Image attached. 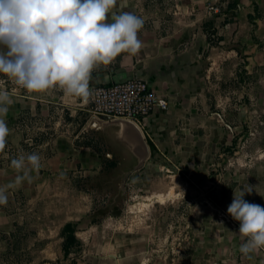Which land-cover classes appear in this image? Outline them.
Returning a JSON list of instances; mask_svg holds the SVG:
<instances>
[{
	"label": "rangeland",
	"instance_id": "374dc122",
	"mask_svg": "<svg viewBox=\"0 0 264 264\" xmlns=\"http://www.w3.org/2000/svg\"><path fill=\"white\" fill-rule=\"evenodd\" d=\"M203 1L204 8L222 13L250 8L264 21V0ZM132 3L148 18L186 23L172 0ZM225 85L210 90L208 108L187 127L176 152L152 153L124 183L132 163L104 134L87 127L85 133L94 134L65 140L76 154L66 153L58 166L44 159L52 155L50 142L42 155L43 184L16 193L10 188L8 203L0 205V264H264V248L247 256L239 251L247 237L227 213L233 192L248 185L253 191L244 199L264 207V92L249 96L232 92V81ZM60 115L65 123L58 129L66 136L85 119L77 125L69 121L76 113L65 109L48 113V121ZM49 131L50 139L56 133L51 124ZM30 134L32 153L40 136ZM11 159L0 162L11 167ZM67 222L74 224L77 242L65 254Z\"/></svg>",
	"mask_w": 264,
	"mask_h": 264
},
{
	"label": "crops",
	"instance_id": "0c3cea01",
	"mask_svg": "<svg viewBox=\"0 0 264 264\" xmlns=\"http://www.w3.org/2000/svg\"><path fill=\"white\" fill-rule=\"evenodd\" d=\"M132 1L118 0L114 11H132L144 19V26L138 32L142 48L135 55L121 53L109 65L94 68L90 88L137 77L167 99V109L152 111L142 124L150 155L169 156L178 150L181 137L189 131L187 127L198 120L199 111L208 108L210 90H225V83L232 81V92H244L249 96L257 89L264 92V21L253 18L252 9L238 8L214 14L204 8L206 3L203 0H172L174 6L182 10L186 21L184 25L176 26L139 13L137 4H130ZM253 1L257 4L256 0ZM107 22L111 23V13ZM209 28L214 30L215 40H210ZM0 51L7 49L0 46ZM213 81L216 83L212 84ZM0 87L6 88L13 99L5 117L10 134L4 151L0 152V161L16 157L21 152L31 153L33 149H29L31 143H28L31 131L40 136L35 152L42 158L41 165L42 155L48 154L46 147L51 142L52 155L44 159L56 161L52 165L56 163L58 166L66 153H75V149L65 148V140L74 143L80 141L82 135L94 134L91 130L85 133L87 127L92 129L89 124L91 116L87 113L89 102L82 104L79 98L55 87L43 92H29L6 77H0ZM65 109L76 113L69 121H75L77 125L85 118L78 131L68 136L58 129L59 124L65 123L63 115L59 116L61 121L59 117L55 122L47 118L48 113L58 114ZM50 124L56 133L49 139ZM42 174L40 168L38 173H32L34 180L31 183L25 181L14 186L11 193H16L19 188L27 191V188L41 186L44 182ZM16 175V170L0 162V186L13 183Z\"/></svg>",
	"mask_w": 264,
	"mask_h": 264
},
{
	"label": "clouds",
	"instance_id": "9594fccd",
	"mask_svg": "<svg viewBox=\"0 0 264 264\" xmlns=\"http://www.w3.org/2000/svg\"><path fill=\"white\" fill-rule=\"evenodd\" d=\"M118 0H0V77L29 92L60 88L87 104L92 96L91 73L109 65L121 53L135 55L142 48L138 32L144 19L132 11H114ZM111 13V23L108 14ZM12 95L0 87V152L10 134L5 117ZM38 153L21 152L11 159L17 175L0 186V205L8 203V189L29 183L41 168ZM179 187V186H178ZM252 187L233 192L227 213L247 237L239 251L245 256L264 248V207L249 203Z\"/></svg>",
	"mask_w": 264,
	"mask_h": 264
},
{
	"label": "built area",
	"instance_id": "2783aa9c",
	"mask_svg": "<svg viewBox=\"0 0 264 264\" xmlns=\"http://www.w3.org/2000/svg\"><path fill=\"white\" fill-rule=\"evenodd\" d=\"M207 10L214 14L221 13L213 5H209ZM88 106L91 117L101 120L126 119L142 128L144 119L152 111L167 109L168 101L145 80L134 77L94 86Z\"/></svg>",
	"mask_w": 264,
	"mask_h": 264
},
{
	"label": "water",
	"instance_id": "95a60500",
	"mask_svg": "<svg viewBox=\"0 0 264 264\" xmlns=\"http://www.w3.org/2000/svg\"><path fill=\"white\" fill-rule=\"evenodd\" d=\"M90 127L104 134L108 142L124 154L132 163L122 175V181L135 170L140 169L150 155L149 145L142 129L126 119L101 120L91 117ZM122 183V185H123ZM115 258L114 255H110Z\"/></svg>",
	"mask_w": 264,
	"mask_h": 264
},
{
	"label": "trees",
	"instance_id": "16d2710c",
	"mask_svg": "<svg viewBox=\"0 0 264 264\" xmlns=\"http://www.w3.org/2000/svg\"><path fill=\"white\" fill-rule=\"evenodd\" d=\"M207 32H208V35L212 34L214 36V30L209 28L207 30ZM74 232H75L74 224L71 222H67L62 228V234L64 235L63 250H64L65 254L68 253L71 245H73L77 242V239L74 235Z\"/></svg>",
	"mask_w": 264,
	"mask_h": 264
}]
</instances>
